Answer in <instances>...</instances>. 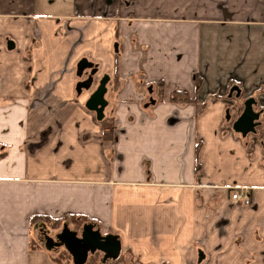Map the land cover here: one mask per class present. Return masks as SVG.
I'll return each instance as SVG.
<instances>
[{
  "label": "crops",
  "instance_id": "crops-1",
  "mask_svg": "<svg viewBox=\"0 0 264 264\" xmlns=\"http://www.w3.org/2000/svg\"><path fill=\"white\" fill-rule=\"evenodd\" d=\"M84 58L114 80L108 140ZM34 217L116 237L101 264H264V0H0V264H75Z\"/></svg>",
  "mask_w": 264,
  "mask_h": 264
},
{
  "label": "water",
  "instance_id": "water-1",
  "mask_svg": "<svg viewBox=\"0 0 264 264\" xmlns=\"http://www.w3.org/2000/svg\"><path fill=\"white\" fill-rule=\"evenodd\" d=\"M15 45L13 42L8 43V49H14ZM117 50V48H116ZM87 70L91 71V76L89 79L83 82H79L76 87V92L81 95L84 91L91 92L90 89L93 86V77L99 72L98 67L94 63L90 62L88 59H82L76 69V75L79 79L83 78L84 73ZM110 77L106 75L100 82L99 88L93 95H91L86 103V108L96 114L98 122H102L105 119V110L108 107V102L106 100V95L108 92L107 85L109 83ZM237 92L238 98H240V91L238 88L231 90V95ZM256 101L254 99H248L244 103V109L242 114L233 123V130L241 134L243 137H247L250 134H255L257 128L261 125L260 117L261 113L255 111ZM230 118V117H229ZM228 118V119H229ZM82 234V239L77 237V234L69 230L64 231L59 239L62 240L64 247L72 255L75 264H86L87 259L90 254H95V247H101V253L105 255L104 263L109 259H118L121 251L120 243L116 237L113 236H102L99 232L94 231L92 226L84 227ZM68 235L73 237L72 243H66L64 238ZM84 238V239H83ZM53 240L47 238L48 249L59 248L61 244H54ZM204 259V255L200 252V261Z\"/></svg>",
  "mask_w": 264,
  "mask_h": 264
},
{
  "label": "rangeland",
  "instance_id": "rangeland-1",
  "mask_svg": "<svg viewBox=\"0 0 264 264\" xmlns=\"http://www.w3.org/2000/svg\"><path fill=\"white\" fill-rule=\"evenodd\" d=\"M90 93L91 92H88V94H90ZM237 109L238 110H236V111L240 112V109H244V106L243 107L242 106L241 107L237 106ZM236 117H237V114H236ZM75 221L73 220V222H72V221L69 220L66 223L62 222L58 229H55V227H54V225L52 223H47L45 221H42L41 223H34L32 232L35 235V238L38 241H40L42 243V245L47 244L46 242H47V238H48V239L53 240L52 243L56 242L57 244H61L62 246H60L59 249H63L62 251L65 252L66 251L64 249L65 247H64V245L62 243V240L59 239V236L62 235L64 233V231L69 230L71 232L76 233L78 238H81V236L83 234V231L85 229L84 228L85 227V222L78 221V219L75 220ZM92 228H93V230H95L94 226H92ZM64 254H66L67 256L70 257V259L73 260L72 255L69 254L68 251H67V253L65 252ZM98 254H102V253H98ZM99 261H100V259H99Z\"/></svg>",
  "mask_w": 264,
  "mask_h": 264
},
{
  "label": "trees",
  "instance_id": "trees-1",
  "mask_svg": "<svg viewBox=\"0 0 264 264\" xmlns=\"http://www.w3.org/2000/svg\"><path fill=\"white\" fill-rule=\"evenodd\" d=\"M195 86H196V89H198L199 86H200V82H199L198 79H196ZM172 101L174 103H190V102H192V100L190 99L189 95L187 93H182V92H175L172 95ZM101 125H102V129H103L104 138L107 139V140L111 139L112 133H113V130H114L113 122L108 120L105 117V119L101 122ZM39 219H41L42 221H45L47 223H52L54 225L55 229H58L60 227L61 223H62V219L61 220L60 219L59 220H50L47 217H34L31 220V222H33V224H34ZM101 249H102L101 247H98V246L95 247V250H96L95 254H90L89 255L86 264H101V262L99 261L98 256H97L98 253L102 252ZM66 258L69 259L70 257L63 253L62 255H60L57 258V261L58 262H62Z\"/></svg>",
  "mask_w": 264,
  "mask_h": 264
},
{
  "label": "flooded vegetation",
  "instance_id": "flooded-vegetation-1",
  "mask_svg": "<svg viewBox=\"0 0 264 264\" xmlns=\"http://www.w3.org/2000/svg\"><path fill=\"white\" fill-rule=\"evenodd\" d=\"M96 67H98V69H99V72L97 73V75H95L94 77H93V86H92V88L90 89V91H91V93H90V96L91 95H93V93H95L96 91H97V89L99 88V85H100V82H101V80L107 75V74H101V71H100V68H99V66L98 65H96V64H94ZM91 71L92 70H87L85 73H84V76H83V78H81V79H79V81H78V83L79 82H83V81H86L87 79H89L90 78V76H91ZM109 76V75H108ZM110 77V76H109ZM77 83V84H78ZM114 80H112L111 79V77H110V80H109V83H108V85H107V89H108V87L110 86V85H112V86H115L114 84ZM86 92V91H85ZM108 93V92H107ZM233 95H234V93H233ZM107 96V95H106ZM107 100V99H106ZM108 102V101H107ZM107 109V108H106ZM238 110V109H237ZM106 111V110H105ZM239 112V111H238ZM237 111H236V114H237V118L242 114V112H243V109H240V112L238 113ZM229 117L231 118V112L229 111ZM82 237V236H81ZM82 239V238H81ZM84 239V238H83ZM64 240H65V242L66 243H72L73 242V237L71 236V235H68V236H66L65 238H64ZM59 243V242H58ZM54 244H57L56 242H54L53 243V245Z\"/></svg>",
  "mask_w": 264,
  "mask_h": 264
},
{
  "label": "built area",
  "instance_id": "built-area-1",
  "mask_svg": "<svg viewBox=\"0 0 264 264\" xmlns=\"http://www.w3.org/2000/svg\"><path fill=\"white\" fill-rule=\"evenodd\" d=\"M232 201L236 204H241L245 206L251 205V201L247 195V193L244 192H236L231 197Z\"/></svg>",
  "mask_w": 264,
  "mask_h": 264
}]
</instances>
